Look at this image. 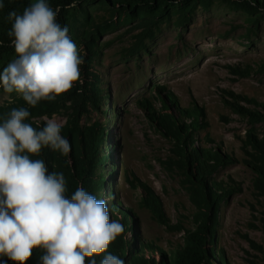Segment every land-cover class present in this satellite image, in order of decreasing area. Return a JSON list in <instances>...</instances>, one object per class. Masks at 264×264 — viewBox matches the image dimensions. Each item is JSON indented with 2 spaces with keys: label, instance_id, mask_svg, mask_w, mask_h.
<instances>
[{
  "label": "rangeland",
  "instance_id": "1",
  "mask_svg": "<svg viewBox=\"0 0 264 264\" xmlns=\"http://www.w3.org/2000/svg\"><path fill=\"white\" fill-rule=\"evenodd\" d=\"M75 3L101 29L90 71L99 77L102 101L99 108L84 106L78 120L83 127L106 128L100 155L108 161L97 172L106 181L101 194L110 218L124 225L127 240L169 257L201 216L211 214L201 202L200 186L212 179L182 157L155 120L197 107L204 116L195 145L214 149L226 161L212 173L228 189L218 210L217 253L222 251L224 264H264V72L258 70L264 64V10L249 13L229 0H199L181 22L175 8L170 17L143 24L99 3ZM140 35L141 49L132 53ZM4 68L0 64V73ZM84 71L81 65L82 78ZM20 98L0 86V108ZM72 111L34 119L66 125ZM256 111L262 120L250 113ZM147 192L165 220L145 205Z\"/></svg>",
  "mask_w": 264,
  "mask_h": 264
},
{
  "label": "clouds",
  "instance_id": "2",
  "mask_svg": "<svg viewBox=\"0 0 264 264\" xmlns=\"http://www.w3.org/2000/svg\"><path fill=\"white\" fill-rule=\"evenodd\" d=\"M75 6L74 0L70 7ZM4 8L0 0V11ZM58 13L47 0H36L6 17L17 58L0 73V86L31 107L84 83L85 60L69 27L57 21ZM29 117L27 108H13L0 123V264H7L3 257L25 264L35 248L43 251L40 264H97L95 257L102 254L99 264H125L108 251L125 228L110 218L106 201L82 185L69 197L63 172L49 174L43 159L32 158L45 147L70 153L71 144L61 135L63 123L46 119L38 130L25 122Z\"/></svg>",
  "mask_w": 264,
  "mask_h": 264
},
{
  "label": "trees",
  "instance_id": "3",
  "mask_svg": "<svg viewBox=\"0 0 264 264\" xmlns=\"http://www.w3.org/2000/svg\"><path fill=\"white\" fill-rule=\"evenodd\" d=\"M84 1L99 3L109 8L113 15L139 17L143 20V24L149 22L154 24L159 18L170 17L175 8V13L180 19L179 22H181L182 19L188 18L194 12L195 5L199 2V0H179V2L177 0H75L77 3ZM3 2L5 8L0 11V41H3V45L0 46V64H5L6 67L10 61L17 58L14 46L11 44V38L8 36L11 29V22L6 19L8 12L16 10L22 13L25 7L36 1L3 0ZM47 2L54 10L59 9L57 21L62 26L67 25L69 27V35L80 49V54L85 60L84 65H82L85 70L84 83L75 84L69 92L58 96L55 101H41L35 107L29 106L23 98L18 99L10 106H3L0 108V123L3 122V119L13 108L24 107L30 112V117L25 122L39 130L45 126L46 121H38L34 118L52 116L54 113L71 108L73 111L70 114L69 123L61 129V135L71 144L70 153L64 156L59 151H53L51 148L45 147L41 156L32 158L43 159L49 174L53 171L63 172L67 181L66 194L69 197L77 187L82 185L86 191L96 196L97 199L103 200L101 191L106 190V181L103 176H98L97 171L100 166L108 161V157L100 155V149H102V145L106 140L104 138L107 135L106 128L103 125L83 127L78 120L84 106L99 108L102 101L99 77L90 71L93 57L98 51L97 38L101 33V29L96 25L91 13H84L83 10L77 7H70L74 0H47ZM229 2L234 8L249 13L264 10V0H229ZM80 26H83L81 31ZM150 29L151 27L145 28L142 34L148 36ZM143 40L142 35L138 36V41L131 49L132 53H137L141 49L138 42L142 43ZM81 47L84 49L81 50ZM258 70L264 72V64ZM250 72L251 69L248 68V74ZM167 93L170 94V92ZM171 100L175 102V97L172 94ZM69 103H71L70 107ZM236 106L241 111H249L239 105ZM180 111L184 112V115L176 117V115L169 113L155 117V120L164 127L166 133L174 140L182 157L193 163L196 170L205 173L204 177L212 179V182H208L206 188L203 189L200 186L202 192L200 194L201 202L204 207L209 208L211 214L205 213L201 216V221L197 223L194 230L189 231L183 245L173 250L169 257V254L152 245L132 243L127 240L123 233L109 246L108 251L123 259L125 264H224L226 261L222 251L219 250V254L217 253V238L215 235L219 220L218 210L223 200L228 196V189L219 184L212 175L220 165L226 164V161L214 149L201 148L195 145L196 133L203 123V110L194 107L192 109H180ZM250 113L256 117V121L262 120V116L257 111ZM184 118L189 119V121ZM262 162L264 163V158ZM206 178H202L201 182L204 183L207 180ZM149 190L150 188H148ZM150 194L151 192L146 194L145 205L158 213V217L162 221L165 220L163 211L157 205L153 195ZM115 206L118 205L115 204ZM134 238L137 241V237ZM41 255H43V251L40 248L33 249V255L25 264H40ZM102 255L95 257L97 264H99ZM2 259L7 261V264H16V262L8 260L7 257Z\"/></svg>",
  "mask_w": 264,
  "mask_h": 264
}]
</instances>
